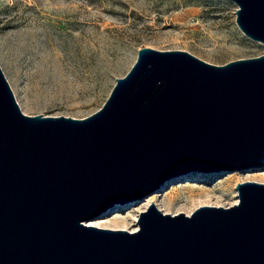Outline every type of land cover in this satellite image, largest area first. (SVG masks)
Instances as JSON below:
<instances>
[{"label": "water", "instance_id": "water-1", "mask_svg": "<svg viewBox=\"0 0 264 264\" xmlns=\"http://www.w3.org/2000/svg\"><path fill=\"white\" fill-rule=\"evenodd\" d=\"M264 42V0H233ZM264 167V53L216 64L143 46L84 116L28 114L0 64V264H264V181L231 205L155 203L139 227L88 221L193 170Z\"/></svg>", "mask_w": 264, "mask_h": 264}, {"label": "rangeland", "instance_id": "rangeland-1", "mask_svg": "<svg viewBox=\"0 0 264 264\" xmlns=\"http://www.w3.org/2000/svg\"><path fill=\"white\" fill-rule=\"evenodd\" d=\"M236 7L233 0H0V64L24 112L84 117L104 104L143 46L186 49L216 64L264 53V42L239 28ZM243 180L264 181V167L174 176L90 222L134 230L152 203L171 213L226 205L238 200Z\"/></svg>", "mask_w": 264, "mask_h": 264}, {"label": "bare ground", "instance_id": "bare-ground-1", "mask_svg": "<svg viewBox=\"0 0 264 264\" xmlns=\"http://www.w3.org/2000/svg\"><path fill=\"white\" fill-rule=\"evenodd\" d=\"M248 36V35H247ZM203 174V173H202ZM203 176H205V175H203ZM206 197L205 198H209L210 197V195H209V193L207 194V195H205ZM191 197V196H190ZM200 198V197H199ZM192 199V198H191ZM202 199V198H201ZM199 201H200V199H198ZM197 200V201H198ZM211 200V199H210ZM195 201H196V199H195ZM206 202H209V201H206ZM218 202V201H217ZM216 202V203H217ZM234 202H236V201H234ZM233 201L231 202V203H229V204H226V205H231V204H233L234 203ZM204 204H211V202L210 203H204ZM211 205H221V204H214V203H212ZM99 218V217H98ZM89 223H91V224H96V225H99V226H102L103 224L102 223H105V222H103V221H100V222H90V221H88ZM125 223V222H124ZM102 224V225H101ZM139 224V223H138ZM124 225V224H123ZM122 225V226H123ZM104 227H106L105 225H104ZM109 227V226H108ZM127 227V226H126ZM121 228V227H120ZM124 228V227H123ZM135 230V229H134Z\"/></svg>", "mask_w": 264, "mask_h": 264}]
</instances>
